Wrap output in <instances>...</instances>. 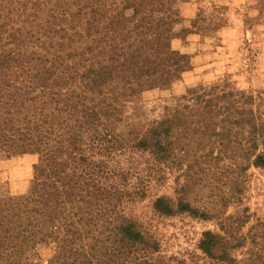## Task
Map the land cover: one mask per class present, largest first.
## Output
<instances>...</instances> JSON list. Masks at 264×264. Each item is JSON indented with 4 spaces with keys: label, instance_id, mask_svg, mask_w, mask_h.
<instances>
[{
    "label": "trees",
    "instance_id": "trees-1",
    "mask_svg": "<svg viewBox=\"0 0 264 264\" xmlns=\"http://www.w3.org/2000/svg\"><path fill=\"white\" fill-rule=\"evenodd\" d=\"M181 21L178 0H0V151L38 156L28 190L0 194V264H159L133 201L222 221L215 203L190 200L191 168L201 175L238 148L243 170L264 168V113L228 80L164 100L158 116L136 101L192 69L172 48ZM109 82L123 98L90 99ZM176 171L173 194L151 191ZM198 246L244 264L223 232Z\"/></svg>",
    "mask_w": 264,
    "mask_h": 264
},
{
    "label": "rangeland",
    "instance_id": "rangeland-1",
    "mask_svg": "<svg viewBox=\"0 0 264 264\" xmlns=\"http://www.w3.org/2000/svg\"><path fill=\"white\" fill-rule=\"evenodd\" d=\"M178 6L182 21L176 29L188 30L183 38L172 40V48L186 56L192 69L168 89L142 92L136 101L146 103L151 116H158L164 100L169 104L173 96L185 94L190 87L226 79L235 91L252 95L257 113H264V0H178ZM107 84L102 94L93 93L90 99L124 97V89L113 82ZM239 152L238 148L234 159L227 156L212 162L201 175L192 173L199 167L191 168L190 200L197 207L215 203L217 214L224 216L222 221L161 215L153 210L149 195L129 205L142 229L159 241V264H224L199 249L206 230L223 232L233 255L244 264H264V168L243 170ZM37 161L36 154L0 151V194L25 193ZM182 161L181 169H189V163ZM181 174L169 175L165 186L152 184L151 191L173 194L175 178ZM52 251L51 247L42 249L43 258Z\"/></svg>",
    "mask_w": 264,
    "mask_h": 264
}]
</instances>
